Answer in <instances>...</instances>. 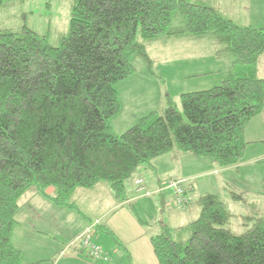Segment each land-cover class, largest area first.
Listing matches in <instances>:
<instances>
[{
  "label": "trees",
  "instance_id": "obj_1",
  "mask_svg": "<svg viewBox=\"0 0 264 264\" xmlns=\"http://www.w3.org/2000/svg\"><path fill=\"white\" fill-rule=\"evenodd\" d=\"M12 1L24 0H0V7ZM176 15L183 26L173 28ZM208 35L232 59L223 82L181 94V109L168 95L162 113L115 132L116 86L136 71L133 57L151 64L146 43ZM263 53L264 29L189 0H77L59 46L28 27L0 28V264H24L11 236L30 189L48 196L55 188L57 206L76 208L75 193L101 182L125 202L141 170L173 150L237 167L246 128L264 109V80L256 75ZM229 195L242 200L235 190ZM198 204L193 223L165 226L152 238L159 264H264L263 216L250 215L251 226L236 233L221 196H202Z\"/></svg>",
  "mask_w": 264,
  "mask_h": 264
},
{
  "label": "rangeland",
  "instance_id": "obj_2",
  "mask_svg": "<svg viewBox=\"0 0 264 264\" xmlns=\"http://www.w3.org/2000/svg\"><path fill=\"white\" fill-rule=\"evenodd\" d=\"M76 1L77 0H24L8 2L5 6L0 7V28L19 31L23 27H28L41 36L47 35L49 42L53 46H59L62 38L69 33L71 12ZM189 1L193 3H205L212 6L225 18L231 19L235 23L264 29V0ZM182 20H184L183 17L176 15L172 27L176 28L183 26ZM161 39L162 40L159 41L164 43V39ZM146 47L151 58V64H148L140 57H133L132 63L136 68V71L131 77L125 79L116 86L121 102V111L111 119V124L114 131L118 134L125 132L134 126L140 118L147 116L151 112L156 111L162 113L167 107L166 100L168 95L172 96L175 104L181 109V94L208 90L220 85L228 74L226 72L227 65H231L232 61L227 53L217 52V50L222 47L219 46L214 37H211L210 35L191 40L185 38L179 40L171 39L170 45L168 44V46L161 45L158 42H147ZM251 146L252 147L249 146L248 154L245 156L247 159H249L254 152H257L256 147H254L255 145L253 144ZM177 154H181L179 166L184 168L187 175H195L198 173L197 171L202 169L199 168V161L197 162L195 160H200V162H205L204 160H212L211 158L197 157L191 153L182 152L180 150L177 151ZM177 157L179 158L178 155ZM218 175L220 176L221 174H215L212 172L209 173V176L206 178L201 179V186L199 187L200 190L197 189L198 191H194L192 187L190 188V182L183 183L189 191V204L181 208L175 205L171 200L170 203L173 206L171 214H179L180 212L187 210L188 215L185 219H180L182 224H187L189 221L198 218L200 212L198 201L201 196L206 194L209 190L217 195L225 196L227 192L225 194L222 192L224 191L223 185L217 184ZM184 176L185 175L182 174L179 177H176V179L186 181ZM230 176L232 177L231 185L233 184L235 186L234 188H242L244 192L240 193L242 200L239 205L232 203V199L231 201L226 199L224 201L229 205V210L232 216V229L236 233H242L252 224V221L248 218L250 215L264 217V159L259 160L257 163L246 165L240 171H231ZM137 179L142 180L144 187L145 182L142 176L138 175ZM137 179L135 180V184ZM169 179L170 178L164 180V186H166ZM134 186L136 188V193L143 192L145 189L142 187L143 189L139 190L137 185ZM166 192L168 195L170 194L171 197L172 192L170 189ZM144 195L150 196L151 193L144 192ZM248 197L249 199H258L257 208L259 212H252L250 215L248 214V208L244 204L247 203ZM106 202H108V200ZM36 204H39V202H36ZM39 207V209L44 210L45 213L52 212V210H46L47 208H44L43 205ZM141 207L144 214H148L149 219H153L156 215H159L157 208H147L142 205L137 207L140 213ZM74 211L77 212L76 210ZM44 212L40 215L44 216ZM121 212L123 211L120 210L117 214H120ZM99 221L100 220H96L93 224H90V226L95 225L96 228L97 225H99L97 223ZM133 231L135 230H132L131 228L126 230L120 228L121 236L127 238L129 243H133L132 239L135 237ZM94 234L95 232L92 234V243L99 246L93 241ZM78 236L74 239L76 242ZM70 244L69 247L77 248L76 246H70ZM75 248H72V250H75ZM151 250L156 258L153 247ZM104 252L110 257L109 261L96 260L88 254L87 257L90 258L93 263L109 264L113 260L112 254H114V251L104 250ZM144 259H147V254L143 256V260ZM137 261L139 263V260ZM70 264L83 263L73 261Z\"/></svg>",
  "mask_w": 264,
  "mask_h": 264
},
{
  "label": "crops",
  "instance_id": "obj_3",
  "mask_svg": "<svg viewBox=\"0 0 264 264\" xmlns=\"http://www.w3.org/2000/svg\"><path fill=\"white\" fill-rule=\"evenodd\" d=\"M195 38L185 39L191 40ZM170 41L171 39L161 43L156 40L152 43L158 42L161 45L168 46V44L170 45ZM229 68L230 65L228 64L227 73L229 72ZM256 75L258 78L264 80V53L258 60ZM245 138L248 143L245 156L253 144L257 152H254L249 159L244 156L237 167L221 169L213 160H204L205 162L195 160L199 161V168L202 169L197 171L198 173L195 175H187L184 168L179 166L181 154H177L178 150H173L156 158L152 161L153 167L143 168L139 173L145 182L144 191L136 193V188L134 183H132L129 187L131 193L125 202H119L109 185L103 182L91 189H80L77 191L73 196L76 208L57 206L51 199V197L56 195L55 188L51 187L46 190L48 196L43 195L36 189L29 190L20 200L19 209L15 215L17 224L13 229L11 241L21 252L24 264H70L73 261L83 264H97L91 262V259L87 257L88 255L84 250L69 247V244L78 235L83 233L90 224H93L96 220H100L99 225L94 229L93 241L104 250L114 251V254H112L113 260L109 264H159L157 258L152 254V238L160 234L165 226L178 229L187 227L195 221H189L187 224H182V221L180 222L181 218L183 220L188 215L187 210L179 214H171L173 206L170 201L172 197L166 191L159 192V190H163L164 180L167 178L176 179V177L184 174V179L187 183L190 182V188L192 187L195 191L197 189L200 190V180L209 176V173L221 174L220 176L218 175L217 184H222L224 187V191L222 192L224 194L227 193L225 196H219L223 200L231 201L229 195L231 192L234 190L239 193L244 192L242 188H234L235 186L231 185V171H240L246 165L254 164L264 159V109L247 126ZM144 192L151 193V195L145 196ZM209 194L215 193L209 190L203 196ZM106 199L108 202H106ZM257 200V198L249 199L248 197L247 203L242 202L248 208L249 215L252 212H259ZM36 202H39V204H36ZM231 202L238 205L241 203L236 201ZM41 205L47 208L46 210H52V212L45 213L44 210L39 209ZM140 205L147 208H157L159 215H156L153 219H149L148 214H144L142 207L141 213L137 209ZM226 206L230 212L229 205L226 204ZM120 210L123 212L117 214ZM43 212L45 215L41 216L40 214ZM120 228L135 230L133 231L135 234V237L132 239L133 243H129L127 238L121 236ZM190 234V230L185 231L181 238L187 240ZM72 248H75V250H72ZM146 254L147 259L143 260V256ZM137 260H139V263Z\"/></svg>",
  "mask_w": 264,
  "mask_h": 264
},
{
  "label": "built area",
  "instance_id": "obj_4",
  "mask_svg": "<svg viewBox=\"0 0 264 264\" xmlns=\"http://www.w3.org/2000/svg\"><path fill=\"white\" fill-rule=\"evenodd\" d=\"M183 183L184 181L180 179H169L166 186H164L166 187L164 189H171L173 191L174 204L178 207H184L188 203ZM136 185L139 190L144 188L141 179H137ZM97 223L99 224V222ZM94 228L95 225L87 227V229L80 236H78L77 242L74 240L70 246H76L77 248L84 250L90 257L96 260L109 261L110 257L104 252V250L92 243Z\"/></svg>",
  "mask_w": 264,
  "mask_h": 264
}]
</instances>
